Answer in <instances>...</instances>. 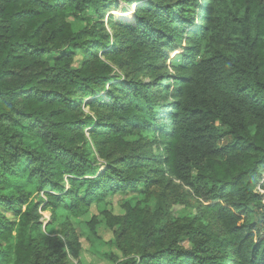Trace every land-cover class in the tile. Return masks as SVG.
Instances as JSON below:
<instances>
[{"label": "trees", "instance_id": "1", "mask_svg": "<svg viewBox=\"0 0 264 264\" xmlns=\"http://www.w3.org/2000/svg\"><path fill=\"white\" fill-rule=\"evenodd\" d=\"M112 3L0 0V264L77 258L74 234L66 243L43 232L41 204L54 215L61 209L75 216L109 195L165 180L202 199L218 229L189 222L171 234L163 214L143 226L128 205L125 216H110L109 226L135 220L130 229L144 245L136 258L123 244L124 259L115 264H264V214L258 213L264 205L255 191L264 171L259 15L244 5L223 10L218 0H152L129 19L116 12L125 20L114 22L117 48L106 56L150 78L117 83L111 66L93 55L110 35L74 32L70 22L89 23L91 13L102 16ZM202 42L208 55L197 61ZM77 52L82 61L73 68ZM172 56L181 59L174 81L165 76L164 85L156 83L157 64ZM78 98H91L94 116L83 113ZM135 129L152 134L156 153L141 139L126 141ZM93 148L107 159L101 170ZM40 193L45 202L34 201ZM179 235L192 247L179 245Z\"/></svg>", "mask_w": 264, "mask_h": 264}, {"label": "rangeland", "instance_id": "2", "mask_svg": "<svg viewBox=\"0 0 264 264\" xmlns=\"http://www.w3.org/2000/svg\"><path fill=\"white\" fill-rule=\"evenodd\" d=\"M152 0H113V3L104 9L102 16L96 14H90V21L87 22H71V29L74 32H79L86 29H95L98 33L102 34V29L110 35V40L105 43L106 47L96 53L94 57L97 60L108 63L112 68V80L113 82H123L127 79L134 81L149 82L150 78L144 76V71L139 68H131L128 66H119V61H113L106 55L111 52H116L117 46H115L114 38V22L120 19L116 16V12H123L128 15L129 19L135 13L137 7L147 5ZM221 1V7L223 5L232 11L241 8L243 5L248 6L251 13H257L259 15V23L264 25V0H218ZM208 2V1H207ZM206 2V3H207ZM196 24H200V19L195 18ZM99 25H102L101 27ZM98 33V34H99ZM208 48L206 42H202L200 45V52L197 61L204 59L208 55ZM126 58L125 56H123ZM82 61V54L77 52L74 56L73 68L80 67ZM127 65V63H126ZM157 64L158 70L154 72V78L156 83L164 85L163 81L165 76H170V82H173L176 77V69L181 66V59L179 56H172L171 60L166 61L164 64ZM97 96L104 97L105 92H100ZM79 99V98H78ZM91 98L79 99L77 102L81 106V109L85 115L94 116V111L91 109ZM170 100V99H168ZM136 132L133 135L126 137V141H137L141 139V143L144 142L150 146L153 153H156V144L153 142L152 134L145 131L135 129ZM85 137L87 141L92 145V138L88 131H85ZM229 139H225L223 143H227ZM94 150V157L96 158V167L101 170L107 162V159L100 157L99 153ZM106 151V150H104ZM262 195L261 203L264 205V171L262 173V179L255 190ZM39 200L46 201L44 193H40L35 199V202ZM131 206L134 210V214H139L143 219V226L149 223L151 219L149 217L156 214H163L165 219L166 230L171 234H178L181 227L184 224L192 222L199 228H205L209 231H215L218 229V224L213 219L212 214L205 209V204L202 199L194 197L190 190L184 187L180 182L171 180L170 182L165 180L160 184L153 185L149 190L140 188L138 190H130L124 194L109 195L102 204H92L89 206L87 212L84 214L71 215L64 210H57L55 215L52 214L50 209L42 210L43 204L38 207V214L40 215L39 222L42 224V230L44 233L51 234L52 236L60 237L67 243L66 236L70 238L73 234L77 237L80 243V250L78 251L77 258L67 255V261L70 264H115L116 261L124 259V255L121 251V246L129 247L132 250V254L129 257H138V250L144 245V241L140 238V235L136 229H130L135 224V220H128L127 223L120 227L119 225L110 227L113 221L111 217H123L126 215V207ZM264 214V209L262 212ZM262 214V215H263ZM53 215V216H52ZM95 217L96 224L90 226V220ZM258 219H263L259 218ZM133 221V222H132ZM264 226V223H263ZM119 235V238L117 237ZM179 245L184 249L192 247L184 235H179ZM124 244V245H123ZM149 247V244H147Z\"/></svg>", "mask_w": 264, "mask_h": 264}]
</instances>
